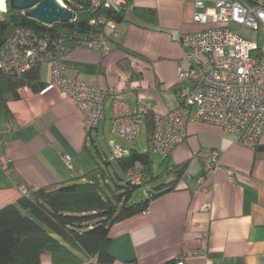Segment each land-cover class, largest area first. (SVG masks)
Here are the masks:
<instances>
[{
    "label": "crops",
    "instance_id": "crops-1",
    "mask_svg": "<svg viewBox=\"0 0 264 264\" xmlns=\"http://www.w3.org/2000/svg\"><path fill=\"white\" fill-rule=\"evenodd\" d=\"M134 7L153 9L157 24L135 22ZM195 12L184 0H131L129 21L115 24L109 34V54L85 47L66 54L68 77L106 93L103 120L92 137L110 138L119 103L126 114L141 105L160 114L177 107V67L185 54L178 37L202 29L192 20ZM40 80L46 85L42 91L24 87L19 99L0 100V157L9 160L8 174L0 169V209L18 201L20 186L37 190L95 168L85 150L89 139L82 113L49 85L48 65L40 68ZM208 152L219 153L221 168L204 178ZM66 155L71 168L62 160ZM152 158L156 173L183 163L188 167L176 191L110 228L112 264H162L195 250L206 257H188L184 264H264V132L254 152L216 126L189 122L185 143L166 159ZM204 180L209 193L202 191ZM41 264H51L50 256L43 255Z\"/></svg>",
    "mask_w": 264,
    "mask_h": 264
},
{
    "label": "built area",
    "instance_id": "built-area-1",
    "mask_svg": "<svg viewBox=\"0 0 264 264\" xmlns=\"http://www.w3.org/2000/svg\"><path fill=\"white\" fill-rule=\"evenodd\" d=\"M86 1L93 7L100 4V0ZM129 1L103 0V5L120 11ZM184 1L196 9L192 20L202 29L178 37L185 51L177 67L174 88L178 105L164 114L143 105L137 112L126 114L124 105L119 103L109 125L112 140L108 144L117 156L127 154V150L116 145L115 138L125 144H134L142 134L143 117L147 113L152 114L149 152L160 159L168 158L185 143L189 122L216 126L254 152L260 146L264 132V0ZM98 22L103 25V31L87 39L81 47L98 49L106 56L111 46L109 34L115 24L102 18ZM231 25H238L239 31H232ZM244 29L252 38L241 34ZM68 52L60 42L50 43L31 30L17 29L0 49V71L12 75L33 66L48 65L49 85L76 104L84 117L86 133L94 132L103 120L106 93L66 75L63 61ZM218 157V152L204 154V178L221 168ZM62 160L71 168L68 155ZM0 169L8 174L7 158L0 157ZM128 176L139 183L140 175L129 172ZM205 180L200 182L202 191L209 193L211 187ZM228 180L233 181L232 177ZM19 192L25 195L28 191L20 186ZM194 256L206 257V253L204 250L188 252L180 257L179 264Z\"/></svg>",
    "mask_w": 264,
    "mask_h": 264
},
{
    "label": "trees",
    "instance_id": "trees-1",
    "mask_svg": "<svg viewBox=\"0 0 264 264\" xmlns=\"http://www.w3.org/2000/svg\"><path fill=\"white\" fill-rule=\"evenodd\" d=\"M5 1L6 10H0V49L15 30L24 29L47 38L50 43L60 42L67 51L80 48L87 39L101 33L100 18L114 24L128 22L126 12L131 3L130 0L128 6L114 11L105 7L103 0L98 7L86 0H60L74 14V19L44 25L29 17V10L11 9L8 0ZM131 13L135 22L157 24L153 9L134 7ZM40 66L12 75L0 71V100L8 96L19 99L18 90L24 87L42 91L46 85L40 80ZM143 123L141 135L147 146L116 143L127 150V154L117 156L108 142L88 132L89 147L85 150L94 159L93 170L66 182L28 191L15 204L1 208L0 264H41L45 254L50 256L51 264H112L114 258L108 251L110 228L141 215L151 202L176 191L188 167L183 163L156 173L149 152L151 113L143 117ZM129 172L140 175L139 183L128 176ZM149 184L153 188L147 190V197L134 202L136 190ZM179 262L180 258L162 264Z\"/></svg>",
    "mask_w": 264,
    "mask_h": 264
},
{
    "label": "water",
    "instance_id": "water-1",
    "mask_svg": "<svg viewBox=\"0 0 264 264\" xmlns=\"http://www.w3.org/2000/svg\"><path fill=\"white\" fill-rule=\"evenodd\" d=\"M8 3L11 9L29 10L28 16L44 25L67 23L74 19V14L64 8L59 0H8ZM230 29L237 32L240 27L238 25H231ZM115 142L123 143L116 138ZM140 142L141 137L132 145L140 147Z\"/></svg>",
    "mask_w": 264,
    "mask_h": 264
},
{
    "label": "rangeland",
    "instance_id": "rangeland-1",
    "mask_svg": "<svg viewBox=\"0 0 264 264\" xmlns=\"http://www.w3.org/2000/svg\"><path fill=\"white\" fill-rule=\"evenodd\" d=\"M4 4H5V7H6V3H5V0H4ZM241 34L247 38H252V35L251 33H249L246 29L242 30L241 31ZM263 39V38H262ZM106 134V133H105ZM104 138V137H103ZM105 141H103L104 143L109 142L112 140L111 138V135H110V138L107 139V138H104ZM145 137L143 136V146H146V143H145ZM107 144V143H106ZM107 148V146H106ZM155 159V163L158 162V159L157 158H154ZM158 171V170H157ZM158 184V183H157ZM153 187H150V184L149 185H146L144 187H140L138 190H136V192L134 193L133 197H132V200L134 202H138V201H141V200H144L146 197H147V190H151Z\"/></svg>",
    "mask_w": 264,
    "mask_h": 264
},
{
    "label": "bare ground",
    "instance_id": "bare-ground-1",
    "mask_svg": "<svg viewBox=\"0 0 264 264\" xmlns=\"http://www.w3.org/2000/svg\"><path fill=\"white\" fill-rule=\"evenodd\" d=\"M4 9H5L4 0H0V10L3 11Z\"/></svg>",
    "mask_w": 264,
    "mask_h": 264
}]
</instances>
